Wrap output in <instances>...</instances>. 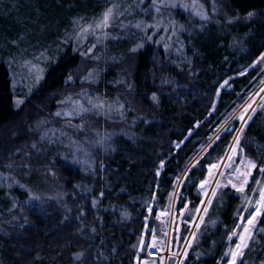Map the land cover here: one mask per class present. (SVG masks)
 <instances>
[{"label": "trees", "instance_id": "1", "mask_svg": "<svg viewBox=\"0 0 264 264\" xmlns=\"http://www.w3.org/2000/svg\"><path fill=\"white\" fill-rule=\"evenodd\" d=\"M144 1V6L153 4V0ZM206 1L214 2L231 18L229 23L221 17L215 18L219 29L214 30L221 35L212 37V40L207 37L201 42L196 38L190 45L194 27L180 15L183 8L178 6L179 0H174L175 5L166 10L164 17L140 32L137 43L141 47L130 54L125 63L107 67L110 74H106L104 80L113 79L116 71L125 70L123 75L128 87H107L105 93L109 97L122 93L137 116L136 136L132 139L117 136L112 153L95 151L97 164L92 176L84 175L81 168L61 160L51 166L67 194L68 211L59 209L57 202L50 201L40 210H29L23 225L13 226L9 218L11 215L14 217L15 212H10V206L2 203V197L23 202L29 195L19 188H0V233H6L0 237V259L3 263L134 264V251L123 228H132L135 235L141 233L146 209L132 210V218L127 224L114 225L111 213L93 208V197L101 203L109 201L128 205L127 197L144 196L153 201L157 211L169 208L172 199L169 194L173 193L178 179L199 150L209 142L208 122L245 100L250 91L246 86L256 70L251 65L264 53V0ZM103 4L104 0L0 2V173L8 171L7 166L18 158L14 154L19 150L27 152L34 137L33 125L42 118H51L56 110V95L69 87L68 77L80 66L79 50L72 43L63 45L65 41L62 44L61 38L70 30L72 21L93 16ZM249 13L253 15L249 16ZM166 27L169 34L174 35L171 42L163 38ZM178 27L184 28V34L180 35L187 46V53L192 54L191 67L184 70L170 66L164 57V50L171 46ZM116 43L127 44L128 40ZM33 48L48 50L53 59L47 64L40 82L21 106L16 107L6 59L30 55ZM165 79L172 80L173 84H165ZM226 79H230L231 89H223L218 94ZM153 94L156 100H153ZM103 123L97 122L98 125ZM232 135L228 132L221 135L200 158L198 167L189 171L176 204L178 213L186 209L184 221L194 220L195 210L202 201L198 182L205 176L206 167L222 158ZM241 146L248 159L253 160L259 169L264 167V110L248 123ZM40 158L45 156L40 154L36 159ZM161 161L164 162L162 167ZM29 162L32 169L40 166L33 158ZM158 170L159 176L156 174ZM31 171L26 180L30 188L43 178ZM259 174L257 171L253 176ZM45 179H49V175ZM255 181L243 193L230 188L219 192L202 224L198 242L191 247L183 264H218L223 257L221 264L228 261V256L224 255L227 249L225 237L237 227L241 215L246 220L253 211L259 194ZM82 184L89 185L91 192H80L77 187ZM83 226L95 229V242L108 235V251L117 248L109 261L101 260L99 254L76 259V253L86 247ZM260 229H264V214L259 217L244 264H264V232ZM189 230L190 226L182 225V241ZM170 264H174L173 258Z\"/></svg>", "mask_w": 264, "mask_h": 264}, {"label": "rangeland", "instance_id": "2", "mask_svg": "<svg viewBox=\"0 0 264 264\" xmlns=\"http://www.w3.org/2000/svg\"><path fill=\"white\" fill-rule=\"evenodd\" d=\"M3 1L6 0H0L1 3ZM144 2V0H104V4L99 7L100 9L98 8V11L93 16L90 15L77 21H72L70 30L65 37L61 38L60 42L62 44L65 41L63 45L72 43L75 49L79 50L81 55L80 66L71 74V80L67 79L69 87L64 92L59 93L58 96L56 95L58 97L54 105L56 106V110L51 114V118H42L33 125L32 133H34V137L30 141L27 152L19 150L14 154L18 158L13 161V164L7 166L8 171L0 173V188L4 190L19 188L29 195L26 201L23 202L2 197V203L10 206L8 208L10 212H15V216L11 215L9 218L13 226L23 225L27 221V212L29 210H40L50 201L57 202L58 208L61 210H69L68 203L66 202L67 194L64 193L63 185L58 182L56 171L51 167L57 160L77 166L81 168V172L84 175L92 176L97 164L95 151H102L105 154L112 153L114 150L113 142L117 136H124L128 139L136 136L135 126L137 116H135L132 108L123 98L122 93L118 92L114 97H109L105 93L107 87L110 89L117 86L120 88L128 87L127 79L123 75L125 70L121 71L122 74L120 71H116V76L113 79H104L106 74H110L107 67L120 65L122 62L125 63L124 61L130 57V54L135 52L132 49L135 48L136 51L139 49L137 42L140 32L153 26L155 21L166 15L167 9L175 5L174 0H160L146 6H144ZM113 6L115 7L109 26L103 29L95 28V24L102 19L105 10ZM178 6L180 9L183 8L180 13V15H183V19H188L191 22L192 28L194 27L189 40L190 45L194 44L196 38H199L201 42L206 40L207 37L212 40V37L221 35L219 31L215 32L214 30V28L219 29L218 20L215 18L221 17L227 23L231 22L230 16L222 12L221 7L214 4V2H207L206 0H179ZM170 11L172 12L171 9ZM201 15L206 16L207 19H202ZM137 24L140 25L139 28L136 27ZM83 29L88 30L83 31ZM163 32V38L171 42L174 35L169 34L168 27L164 28ZM184 32V28L178 27L177 36L171 46L166 47L164 50L165 60L168 61L170 66L179 70L190 68L192 63V54L189 55L187 53V46L181 37ZM152 38L153 33L152 37L150 34V40ZM126 39L128 40L127 44L118 45L116 43ZM57 48H54L55 51ZM30 50V55H19L16 56L17 58L10 57L6 59L12 80L16 107L21 106L26 97L29 96L34 87L40 82L47 64L53 59L46 49L42 48V50H38L37 48H33ZM251 67L256 70L246 86L250 90L249 94L240 105H237L233 109L229 107L230 111L224 114H217L213 120L208 122L207 130H210L209 142L199 150L198 154L189 162V165L178 179L173 191L175 195L171 199L169 208L160 210V212L166 213L165 216L157 218L159 211L155 210L153 201L147 200L144 196H138L137 198L127 197L128 205L115 202L110 203L109 201L101 203L99 199L93 197L91 202L93 208H100L99 210L103 212L111 213L113 217L111 221L114 225L127 224L132 218V210L140 211L143 208L146 209L147 215L144 219V227L141 233L135 235L132 228H123L129 235L128 242L134 251V264H170L172 258L174 259V264H183L191 247L198 242V238L202 233V224L212 207V201L225 188L229 187L231 190L236 191L232 187V184L239 186L242 182L243 177H238L236 170L239 168L241 172L245 171L246 169L241 162L242 160H250L244 155L241 146L243 134L254 116L264 110V91H262L264 89V61L257 59ZM90 72L92 76L89 78ZM37 76L41 77L38 81ZM229 80H225L227 84L224 81L220 85L218 94L223 89L228 91L231 89L230 84H228ZM165 84L173 83L172 80L165 79ZM94 105L97 107H94ZM249 105L251 107H248ZM245 108L248 109L247 112L244 111ZM252 109H255V111L253 112ZM58 112L60 115H56ZM242 113H244L245 119L248 120L247 124H244L239 119ZM249 116L251 119H248ZM100 121L104 123L98 125L97 122ZM106 124L112 127L107 128L104 126ZM242 125L244 131L241 133L239 129ZM230 128H233L231 141L222 158L218 162L213 163L218 165V167L212 169L213 175L211 176H209L208 167L207 175L202 179V181L206 179L209 181L205 185L204 191H201L204 203L201 202L196 208L194 220L186 222L184 221L186 209L179 213L176 210L180 189L189 171L196 166L198 167L197 164L200 158L208 148L221 135L228 132ZM237 135L240 137L238 143L235 140ZM40 154H43L46 159H36L40 157ZM31 158H33L34 162H39L40 166L32 169L33 166L29 162ZM262 160L264 163V156ZM31 170L37 172L43 178L37 179L39 183L34 184L30 188L27 186L26 180H28L29 174L32 172ZM257 171L260 174L257 177L253 176ZM46 175H49V179H45ZM255 179V185L260 194V189L264 188V172H261L258 167L251 170V175L247 177L248 182L244 189L247 185H251L252 182L254 183ZM258 181L259 183H257ZM217 182H219V187L217 186ZM77 188L82 193L91 192V187L86 184L79 185ZM213 189L216 190L215 196L212 195ZM259 194L255 198L253 211L256 202L259 200ZM112 197L116 196L112 195ZM209 200H211L210 204L207 203ZM205 207L208 209L207 213L203 211ZM197 209H200V211H197ZM260 216L257 217V223ZM200 217H203V220ZM240 217L238 224L241 227L235 228L237 232L243 230V225L247 221V219L243 220V215ZM183 224L190 226V230L189 234L182 241L181 228ZM82 229L85 233L86 247L85 250L76 253V259L99 254L101 260L109 261V258L115 255L116 247L108 251L106 242L108 235H104L100 238L99 242H95V238L97 237L95 229L87 226H83ZM193 234H195V237ZM2 235L6 236V233H0V237H3ZM229 235L225 237L227 244L225 252L229 248L234 249L238 242V236H233L229 240ZM252 242L253 239L249 242V247L243 250V262ZM153 244L155 245L154 247H160L161 252L165 254L161 260H147L145 257L147 256L146 253L153 248L150 246ZM223 258L219 259V264L222 263ZM227 260H229V257ZM75 261L77 260L74 259ZM0 264L5 263L0 259ZM225 264H228V261ZM237 264H240L239 260Z\"/></svg>", "mask_w": 264, "mask_h": 264}, {"label": "snow or ice", "instance_id": "3", "mask_svg": "<svg viewBox=\"0 0 264 264\" xmlns=\"http://www.w3.org/2000/svg\"><path fill=\"white\" fill-rule=\"evenodd\" d=\"M156 0H153V3H155ZM114 7H110L108 9L105 10V12L103 13V17L101 20H99L96 24H95V28H98V29H103V28H106L109 26V22L113 16V11H114ZM158 10V9H157ZM249 16H252L253 13H249L248 14ZM201 18L202 19H207L206 16L204 15H201ZM91 27V26H89ZM137 28L140 27L139 24L136 25ZM88 29H83V31H87ZM137 47H141V45H137ZM90 51V50H89ZM132 51H136L135 48L132 49ZM262 61H264V53H261L260 54V57L258 58ZM42 71V70H41ZM92 76V73L90 72L89 73V78ZM41 79L40 76H37V81ZM69 80H71V77L68 78ZM225 84H227V81H225ZM262 91H264V89H262ZM153 100H156V96L155 94H153ZM94 107H97L96 105H94ZM100 107H102V105H100ZM248 107H251L250 105ZM86 111V109H85ZM245 112L248 111L247 108H245L244 110ZM252 111L254 112L255 109H252ZM56 115H60V113H56ZM239 119L241 121H243L244 124H247L248 120L245 119V115L244 113H242L239 117ZM248 119H251V117L249 116ZM244 131V127L242 125V127L239 129V132H243ZM239 135H237L235 137V140L237 141V143L239 142ZM235 150V149H233ZM229 159H231V157H229ZM163 161H161V167L163 166ZM244 167H245V171L241 172V170L239 168H237V175L238 177L239 176H242L243 177V180L242 182L239 184V186H237L236 184H232V187L235 188V190L237 192H240V193H243L244 192V187L245 185L247 184V177L249 175H251V170L256 168L257 167V164L253 161V160H242L241 162ZM218 165L216 164H212L209 166V176L213 175L212 173V169H215L217 168ZM260 171L261 172H264V167L260 168ZM157 176L160 175V172L159 170L157 171ZM209 181L206 179L205 181H202L201 184L199 185L201 191H204L205 189V185L208 183ZM229 183H231V181H229ZM259 183V181L257 182ZM217 186L219 187V182H217ZM175 195V193H170L169 196L170 198L173 197ZM212 195L215 196L216 195V190L213 189L212 190ZM202 203H204L202 201ZM207 203H211V200L207 201ZM185 207H187V205H185ZM197 211H200V209H197ZM203 211L205 213H207L208 209L207 207H205L203 209ZM264 214V188H261L260 189V194H259V200L256 202V206H255V209L254 211L247 217V221L246 223L243 225V230L241 232H237L236 229H233L229 235V240L232 239L233 236H238V242L236 243V246L235 248H229L226 252H225V256H228L229 257V260H228V264H237V261L239 260L240 261V264H244L243 262V255H244V252L243 250L245 248H248L249 247V242L253 239L254 237V230L256 229V225H257V217L259 215H262ZM160 215H163V213H161ZM159 218V215L158 217ZM201 220H203V217H200ZM197 227H199V225H197ZM241 225H237V228H240ZM261 232H264V229H260ZM193 236L195 237V234H193ZM151 247H154L155 245H150ZM219 264V262H218Z\"/></svg>", "mask_w": 264, "mask_h": 264}, {"label": "built area", "instance_id": "4", "mask_svg": "<svg viewBox=\"0 0 264 264\" xmlns=\"http://www.w3.org/2000/svg\"><path fill=\"white\" fill-rule=\"evenodd\" d=\"M149 250V249H148ZM165 254H163L161 252V248L160 247H153L151 248V250L148 251L147 256L150 259H154V260H161L162 257H164ZM166 259V258H165Z\"/></svg>", "mask_w": 264, "mask_h": 264}, {"label": "flooded vegetation", "instance_id": "5", "mask_svg": "<svg viewBox=\"0 0 264 264\" xmlns=\"http://www.w3.org/2000/svg\"><path fill=\"white\" fill-rule=\"evenodd\" d=\"M214 163H216V162H214ZM212 164H213V163H212ZM212 164H211V165H212ZM209 166H210V165H209ZM209 166L206 167V172H205V174H204L205 176L203 177V179H204V178L206 177V175H207V168H208ZM201 181H202V180H201ZM201 181L198 182L197 189H198V192H199V194H200V196H201V198H202V192H201L200 187H199V185L201 184ZM247 187H248V185H247ZM247 187H246V188H247ZM228 188H229V187H228ZM246 188H245V189H246ZM230 189H231V188H230ZM245 189H244V191H245ZM201 202H202V201H201Z\"/></svg>", "mask_w": 264, "mask_h": 264}, {"label": "water", "instance_id": "6", "mask_svg": "<svg viewBox=\"0 0 264 264\" xmlns=\"http://www.w3.org/2000/svg\"><path fill=\"white\" fill-rule=\"evenodd\" d=\"M232 131H233V128H230V129L228 130L229 133H231ZM161 213H162V212H159L158 215H159V216H165V215H166V213H163V215H160Z\"/></svg>", "mask_w": 264, "mask_h": 264}]
</instances>
